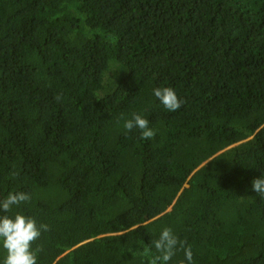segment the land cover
I'll use <instances>...</instances> for the list:
<instances>
[{
	"label": "trees",
	"instance_id": "obj_1",
	"mask_svg": "<svg viewBox=\"0 0 264 264\" xmlns=\"http://www.w3.org/2000/svg\"><path fill=\"white\" fill-rule=\"evenodd\" d=\"M260 176L264 0H0V200L31 196L0 216L49 225L37 264H148L165 227L193 264H264Z\"/></svg>",
	"mask_w": 264,
	"mask_h": 264
},
{
	"label": "clouds",
	"instance_id": "obj_2",
	"mask_svg": "<svg viewBox=\"0 0 264 264\" xmlns=\"http://www.w3.org/2000/svg\"><path fill=\"white\" fill-rule=\"evenodd\" d=\"M153 94L168 111H176L184 103L171 87L155 88ZM56 99L59 101L61 97L57 95ZM123 127L128 131L133 128L139 129L141 139H152L155 136V131L149 127V121L140 114L133 113L131 119L125 120ZM11 175L14 177L16 173L13 172ZM251 187L255 193L264 197V176L253 179ZM30 200L31 196L27 193L10 192L0 200V211L10 212L13 206H19ZM47 231L49 225L38 224L35 217L20 213L15 214L14 217L0 216V248L5 252L0 264H37L38 253L43 251V247L37 245L34 249L33 244L41 237L42 232ZM178 245L183 249L188 264H193L191 247L185 246V242L180 241L168 227L163 228L159 238L154 242L158 254H154L148 246H143L138 254L148 258V264H168Z\"/></svg>",
	"mask_w": 264,
	"mask_h": 264
}]
</instances>
